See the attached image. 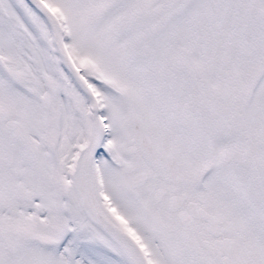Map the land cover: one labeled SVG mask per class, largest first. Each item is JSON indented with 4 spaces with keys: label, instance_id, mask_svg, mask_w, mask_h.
Returning a JSON list of instances; mask_svg holds the SVG:
<instances>
[{
    "label": "snow or ice",
    "instance_id": "6c2138e0",
    "mask_svg": "<svg viewBox=\"0 0 264 264\" xmlns=\"http://www.w3.org/2000/svg\"><path fill=\"white\" fill-rule=\"evenodd\" d=\"M0 264H264V0H0Z\"/></svg>",
    "mask_w": 264,
    "mask_h": 264
}]
</instances>
